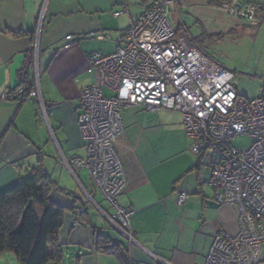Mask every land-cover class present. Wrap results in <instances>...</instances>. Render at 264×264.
Returning a JSON list of instances; mask_svg holds the SVG:
<instances>
[{
  "label": "crops",
  "instance_id": "obj_1",
  "mask_svg": "<svg viewBox=\"0 0 264 264\" xmlns=\"http://www.w3.org/2000/svg\"><path fill=\"white\" fill-rule=\"evenodd\" d=\"M150 1L0 0V96L22 81L34 86L37 77L42 98L0 97V193L38 166L53 181L48 197L65 208L58 230L60 257L53 264L62 263L66 254L75 264H99L98 253H108L96 249L102 238L94 242L95 232L122 241L136 264L150 261L144 245H153L174 264H200L193 251L168 237L178 231L179 224L183 229L185 222L180 215L187 216L197 208L206 207L215 216L212 228L205 234L210 244L216 230L236 229L235 210L209 201L204 191L203 184H209V177L201 176V167L205 165L210 175L211 165L207 156L190 151L191 140L178 110L134 105L121 111L123 129L114 146L125 166L126 183L119 200L133 209L130 225L138 245L125 241L124 234L106 216V220L102 217L101 210L112 212L102 197L99 196V203L95 201L98 213L91 210L85 191L93 198L99 192L92 193L90 182L84 185L80 170L85 168L74 167V175L65 164L64 159L86 154L78 115L82 112L80 93L93 82V73L88 71L90 56L94 52H113L131 20ZM222 2L176 0L170 5V21L186 31L213 60L205 47L212 34L254 22L227 13L221 8ZM228 2L253 4L256 16L264 17V0ZM117 11L122 13L115 16ZM191 21L200 26L199 33H192ZM104 93L110 92L105 89ZM138 107L147 111L145 116L138 114ZM39 112L48 124L43 132L39 128ZM56 172L61 174L56 176ZM70 176L76 180L80 195L76 187L73 189ZM180 192L187 194L181 205L177 202ZM201 228L205 230L204 226ZM164 231H169L168 238H161Z\"/></svg>",
  "mask_w": 264,
  "mask_h": 264
},
{
  "label": "built area",
  "instance_id": "obj_2",
  "mask_svg": "<svg viewBox=\"0 0 264 264\" xmlns=\"http://www.w3.org/2000/svg\"><path fill=\"white\" fill-rule=\"evenodd\" d=\"M175 1L151 0L131 20L113 52L92 53L88 71L93 82L79 96L78 128L86 154L64 159L65 164L74 175V167L86 169L92 193L98 191L113 209L110 214L101 211L136 244L130 225L133 210L119 200L126 183L125 166L114 146L123 129L121 111L134 105L180 111L190 151L208 157L214 200L232 207L237 221L234 232L213 233L204 264H264V95L247 99L237 92L235 74L170 21ZM221 7L249 22L255 17L252 4L225 1ZM23 89L19 85L0 97L20 100ZM27 98L42 100L37 77ZM239 134L252 139L246 149L229 142ZM85 195L94 202L90 192ZM186 197L180 192L178 204ZM151 255L157 264H174Z\"/></svg>",
  "mask_w": 264,
  "mask_h": 264
},
{
  "label": "rangeland",
  "instance_id": "obj_3",
  "mask_svg": "<svg viewBox=\"0 0 264 264\" xmlns=\"http://www.w3.org/2000/svg\"><path fill=\"white\" fill-rule=\"evenodd\" d=\"M253 6L255 7V17L252 24L244 22L246 24L237 26L235 28H230L229 30L226 29L216 31L217 33L211 35L209 43H205L206 49L214 57L215 61L225 68L231 70L235 74L233 79L234 86L237 92L242 97L247 99L262 97L264 95V17L256 16V6ZM190 26L192 27V33L200 32V26L194 24L193 21L190 22ZM138 110V114L141 115L144 113L145 116L147 112L145 109L139 108ZM38 115L40 119L39 128L41 132L46 131L48 124L42 113L39 112ZM251 141L252 139L246 134L235 135L229 139L230 144L239 149H246L250 145ZM54 157L57 158V156ZM80 171V176L84 182V185L87 186L89 180L86 171L85 169H81ZM59 174H61V172H56V176H59ZM201 176L204 179H207L210 176L209 169L205 165L201 167ZM70 178L72 179V187L75 189L76 180L72 176H70ZM61 180H63V178H61ZM203 188L205 193L210 198L209 201L214 203V199L212 197L213 189L211 186L207 183H204ZM76 191L79 193V195L81 194L79 186ZM97 195L98 196L94 198V202L89 201L91 203L90 208L94 212H97L95 201L99 203L101 200V195L99 193ZM102 201L103 203H106V201ZM101 205L103 204L101 203ZM193 211L195 212L189 213L187 216L180 215L181 220L185 222V225L181 223L183 224V229L182 225L179 224L178 231H173V234H169V231H164L161 235V238H165L169 234L168 237L173 238L172 240L175 239V243L180 242L182 247L194 252L193 255L195 256L197 263H204V257L206 256L208 246L210 244V242L206 240L207 236L205 234L209 229L212 228V220L215 216L206 207L203 209L197 208V210L194 209ZM100 214H102V217L105 216L102 212H100ZM104 219L106 220V218ZM202 226H204L205 230H202ZM125 241H127V239H125ZM136 245H138L137 242ZM144 246L145 248L148 247L147 250L149 251H147V254L149 256H147L150 260L145 261V264H153L152 261L154 260L151 254L163 258L161 254L156 249H154L153 245ZM98 254L99 255L97 258L99 259V264H118L115 256L109 254ZM163 259L172 262L169 259ZM0 264H19V262L13 253L6 251L0 253ZM49 264H53V262L51 261ZM60 264L75 263L71 255L66 254L64 255L63 262Z\"/></svg>",
  "mask_w": 264,
  "mask_h": 264
},
{
  "label": "trees",
  "instance_id": "obj_4",
  "mask_svg": "<svg viewBox=\"0 0 264 264\" xmlns=\"http://www.w3.org/2000/svg\"><path fill=\"white\" fill-rule=\"evenodd\" d=\"M19 85L24 87L20 100H26L33 84L22 81ZM52 184L38 166L0 193V253H13L19 264H49L59 260L58 230L65 208L50 201L48 191ZM94 234V242L102 238L97 250L115 255L120 264H136L122 241L100 232Z\"/></svg>",
  "mask_w": 264,
  "mask_h": 264
}]
</instances>
